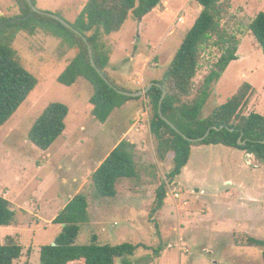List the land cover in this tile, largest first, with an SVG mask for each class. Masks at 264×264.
I'll return each instance as SVG.
<instances>
[{
  "label": "rangeland",
  "instance_id": "1",
  "mask_svg": "<svg viewBox=\"0 0 264 264\" xmlns=\"http://www.w3.org/2000/svg\"><path fill=\"white\" fill-rule=\"evenodd\" d=\"M87 2L36 0V7L73 24ZM219 10L222 28L240 41L238 60L214 86L202 116L225 104L244 83L256 89L246 113L264 116V53L249 29L256 16L264 13V0H219ZM201 11L195 0H161L142 20L130 15L118 33L104 37L111 49L108 76L132 91L161 80ZM0 15H19L15 0H0ZM13 47L24 68L39 82L0 129V197L16 211L14 224L0 231V244L13 238L23 247L21 259L14 264H41V247L53 244L62 232V226L49 224L80 193L87 197L90 214L89 223L81 226L80 245L89 244L96 235L102 245L151 248H139L128 258L131 264H263L264 248L247 247L246 242L248 238L264 241V163L222 145H196L186 171L170 183L173 158L169 155L161 161L157 156V141L149 131L151 106L144 96L115 110L101 124L91 114L93 87L85 79L73 87L57 81L75 50L42 31L33 36L21 33ZM220 56L214 45L203 50L195 93ZM51 103L66 105L69 115L63 136L42 151L29 141L28 134ZM131 122H137V127L126 140L136 134L142 137L143 150H136L141 179L120 180L115 198L97 197L91 177ZM161 184L167 186L168 200L152 219ZM159 246L163 250L156 255L154 249Z\"/></svg>",
  "mask_w": 264,
  "mask_h": 264
},
{
  "label": "trees",
  "instance_id": "2",
  "mask_svg": "<svg viewBox=\"0 0 264 264\" xmlns=\"http://www.w3.org/2000/svg\"><path fill=\"white\" fill-rule=\"evenodd\" d=\"M36 5V0H31ZM202 7L199 17L190 29L172 63L161 80L144 97L149 101L152 111L150 133L157 141V156L165 161L171 155L173 168L168 175L174 183L189 164L193 146L222 145L243 151L264 163V116L247 114V109L256 94V89L244 83L238 91L223 105L216 107L207 117L202 111L207 104L214 86L220 81L229 65L238 60L240 41L227 33L221 26L219 0H195ZM19 15L6 17L0 15V27L6 23L0 33V129L3 128L26 102L38 85V79L22 65L13 45L21 33L30 36L42 31L52 35L75 50L76 55L59 76L58 83L73 87L80 79H85L93 87L90 98L93 118L101 124L108 122L113 112L131 101H140L142 97H127L110 87L91 64L89 49L83 38L90 44L97 67L118 90L139 92L119 87L106 73L110 62L111 49L104 37L118 33L130 15L142 20L152 12L161 0H88L72 25L74 32L61 22L43 14H30L26 0H15ZM250 32L264 53V13H259L249 26ZM214 45L221 56L214 69L205 78L201 88L195 93L194 79L200 66L203 50ZM164 117L189 139H201L190 142L172 129L159 115L162 96ZM69 108L62 103H51L36 120L29 131V141L38 149L48 151L63 136ZM214 128V129H213ZM244 145L239 144V139ZM92 182L97 197L114 198L118 194L117 183L122 179H141V171L136 164V146L122 140L100 167L93 173ZM167 186L161 184L156 191L151 218L165 207ZM16 211L4 197H0V228L12 226ZM90 221L89 203L86 195L80 193L69 201L66 207L53 220V225L62 226V232L53 244L40 249L41 264H131L139 248L150 250L145 245L123 243L120 245H102L96 235L86 245L78 244L81 226ZM156 235L162 240L159 225L155 223ZM247 247L264 248V241L248 238ZM162 246L154 249L156 255ZM23 254V247L13 238H7L0 244V264H14ZM264 264V251L262 252Z\"/></svg>",
  "mask_w": 264,
  "mask_h": 264
},
{
  "label": "water",
  "instance_id": "3",
  "mask_svg": "<svg viewBox=\"0 0 264 264\" xmlns=\"http://www.w3.org/2000/svg\"><path fill=\"white\" fill-rule=\"evenodd\" d=\"M26 2L28 3V5L30 6V9H31V12L30 14L27 16L30 17L32 16L33 14L37 13V14H43V15H47L59 22H61L63 25H65L67 28L71 29L72 31L74 32H77L70 23L66 22L65 20L61 19L60 17H58L57 15H54V14H49V13H45V12H41L37 9L36 5L33 4V2L31 0H26ZM6 25V23H4L1 27H0V33L3 29V27ZM80 36L83 38V40L85 41V43L87 44L88 46V49H89V54H90V59H91V64L93 66V68L97 71V73L101 76V78L112 88H114L119 94L123 95V96H127V97H133V98H136V97H143L145 96L153 87L157 86V87H161L160 84H157V83H151L149 84L144 90H141L139 92H125V91H122V90H118L117 88H115L113 86V84L107 79V77L105 76V74L97 67L96 65V62L94 60V55H93V50L90 46V44L88 43L87 41V38L84 37L83 35L80 34ZM166 98V93L164 92L163 96H162V99L160 101V104H159V115L160 117L162 118V120H164L172 129H174L176 132H178L179 134H181L186 140L190 141V142H201L203 141L208 135H209V131L207 132V134L205 135V137L201 138V139H189L187 137H185L177 128L176 126L170 122L169 120H167L163 113H162V104H163V101L165 100ZM214 129V128H213ZM241 139H239V144L240 145H244L245 143L244 142H241Z\"/></svg>",
  "mask_w": 264,
  "mask_h": 264
},
{
  "label": "crops",
  "instance_id": "4",
  "mask_svg": "<svg viewBox=\"0 0 264 264\" xmlns=\"http://www.w3.org/2000/svg\"><path fill=\"white\" fill-rule=\"evenodd\" d=\"M153 81H155V80H153ZM153 81L151 82V83H153ZM150 83V84H151ZM131 102H136V101H131ZM129 103V102H128ZM126 105V104H125ZM124 105V106H125ZM123 106V107H124ZM122 107V108H123ZM142 116H144L145 114H141ZM109 121V120H108ZM132 124V126L129 128V130L124 134V137H123V139H121L120 141H119V143L122 141V140H126V139H128L129 138V136L133 133V131L135 130V128L137 127V122L136 123H133V122H131ZM139 127V126H138ZM136 130H139V128H137ZM149 131H150V126H149ZM138 133V132H137ZM136 134V133H135ZM141 136H137V134L135 135V137L133 138V140H130L129 142H131L132 144H134L135 146H136V150L138 149V150H140V151H142L143 150V148H142V145H140V140H141ZM126 141H128V140H126ZM119 143H117V145L119 144ZM116 145V146H117ZM116 146L114 147V149L116 148ZM113 149V150H114ZM229 149H231V148H229ZM112 150V151H113ZM234 150V149H233ZM236 150V149H235ZM111 151V152H112ZM239 151V150H238ZM110 152V153H111ZM243 152V151H242ZM109 153V154H110ZM245 153V152H244ZM109 154L100 162V164H99V166L95 169V171L100 167V165L102 164V162L109 156ZM251 156V155H250ZM191 160V159H190ZM190 162V161H189ZM189 165V164H188ZM188 165H187V167L184 169L185 171H186V169L188 168ZM183 170V171H184ZM118 195V194H117ZM5 198V197H4ZM74 197H72L71 199H73ZM115 198V197H114ZM168 200V199H167ZM9 201V200H8ZM166 203H167V201H166ZM66 207V205H64L62 208L64 209ZM90 215V214H89ZM58 216V214L55 216V218ZM54 218V219H55ZM53 222V221H52ZM49 225H53L52 223H50ZM8 228H10V226L8 227ZM8 228H3V227H1L0 228V231H6ZM181 240V239H180ZM181 242V241H180ZM112 246H114V245H112Z\"/></svg>",
  "mask_w": 264,
  "mask_h": 264
},
{
  "label": "built area",
  "instance_id": "5",
  "mask_svg": "<svg viewBox=\"0 0 264 264\" xmlns=\"http://www.w3.org/2000/svg\"><path fill=\"white\" fill-rule=\"evenodd\" d=\"M180 21H183V19L181 18ZM172 193H173V192H172ZM174 197H175V198H178V195L175 194ZM175 198H174V199H175Z\"/></svg>",
  "mask_w": 264,
  "mask_h": 264
}]
</instances>
